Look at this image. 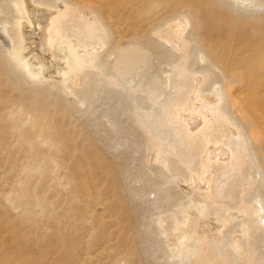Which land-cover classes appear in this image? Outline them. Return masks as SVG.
<instances>
[{"label": "rangeland", "instance_id": "obj_1", "mask_svg": "<svg viewBox=\"0 0 264 264\" xmlns=\"http://www.w3.org/2000/svg\"><path fill=\"white\" fill-rule=\"evenodd\" d=\"M183 1L184 6L174 7L173 0H145V15L139 17L155 20L157 14L162 16L155 21L146 18L145 30L137 36L140 41L116 40L113 25L98 12L88 14L89 19L83 22L77 15L73 19L77 24L91 20L92 37L83 38L84 31H70L72 25L68 24L64 34L81 46L105 41L95 49L96 61L103 62L109 55L113 66L119 63V56H127L125 63L137 66L139 74L153 55L154 67L146 72L145 103L148 107H174L188 100L187 91L196 82L202 90L210 89L212 78L203 81L198 74L205 73L209 65L215 66L207 49L215 37L210 31L221 26L219 21L227 15L234 18L233 22L227 19L235 29L219 39L223 38L224 45L230 37L237 68L251 67L264 39L263 11L242 14L208 0L206 8L213 15L200 6L205 0ZM5 8H0V22H11V13L6 16ZM238 18L242 19L236 21ZM179 21L187 23L182 40L173 32ZM164 52L171 56L164 57ZM192 52L198 55L195 62ZM16 71L0 63V264L7 258L16 264H189L190 260L195 264H229L230 243L241 234L244 216L241 212L231 218L230 210L238 209L241 199L249 207L260 205L254 192L257 186H264V149L244 117L233 113L251 140L248 162L253 170L247 180L251 185L241 191L234 177L222 187L223 167L218 163L204 175L210 191L205 196L194 194V202L188 203V191L175 182L166 183L169 171L149 160L151 137L136 124L135 108L121 103L123 98L118 100L106 90L102 96L90 98L82 92V100L75 96L76 88L64 90L59 78L48 91V84H26ZM104 114L114 115V124L107 123ZM161 124L165 129H180L174 120ZM228 131L224 125H213L189 139L184 133L176 137L183 141L180 154L184 160H193L188 167L184 162L177 164L182 187L193 172L200 174L204 155L200 138L206 135L222 140ZM189 205L187 220L185 208ZM201 216L213 218L215 223L202 224L204 229L196 231ZM258 225L259 219H249L252 236L259 235ZM249 257L242 260L244 264L246 259L250 264H264V233Z\"/></svg>", "mask_w": 264, "mask_h": 264}, {"label": "bare ground", "instance_id": "obj_2", "mask_svg": "<svg viewBox=\"0 0 264 264\" xmlns=\"http://www.w3.org/2000/svg\"><path fill=\"white\" fill-rule=\"evenodd\" d=\"M144 1L0 0V8L6 5V16H10V13L12 16L11 22H0V52L3 51L4 53L0 55V63L12 70H17L15 73H19V79L26 84H34V86L35 84H48V91L55 88V82L59 78L64 90L72 91V88H76L77 94L75 96L82 97V100H85V96L89 98L96 94L100 96L106 90L111 94H115L118 100L123 98L121 103L125 102L130 107L135 108L136 124L151 137L150 144L147 146L149 160L161 163L169 171L170 174L166 183L175 182L182 190L186 189L188 191L189 194L186 193L190 196L188 203L194 202V194L205 196L210 191L204 175L212 166L218 163L223 167L221 171L224 179L221 181V186H227L228 181L235 177L238 179L236 180L237 187L239 186L241 191H245L246 186L251 185V182H247V180L250 178L251 170H253L252 163L249 165L248 162L251 159L248 148V143L251 140L244 134V128L235 115L237 114L246 119L250 124L256 142L264 149V39L261 41L263 47L256 50L257 54L251 67H244L245 62L243 64L244 69L235 67L232 60L234 53L229 40L230 37L224 45H222L223 38L219 39L222 35H230L229 32L235 29V26L231 23L234 18L227 15L228 17H225L224 21H219L222 23L221 26H215L210 31L215 37L208 42L210 47L207 52L212 57L215 66L209 65L205 73L198 74L203 81L212 78L210 89L206 92L201 89L200 82H196L195 87L189 88L190 90L187 91L189 98L185 103L183 102L181 105L174 104V107L173 104H168L165 107L162 104L148 107V104L145 103L146 95H144L147 83L146 72L154 67L151 62L153 55H151L150 62L144 72L139 74L137 66L125 63L124 59L127 56L125 58L123 55L119 56V59H117L119 63L113 66H110L114 61L108 60L109 55L106 58L107 60L103 62L96 61L95 49L106 44L105 41L100 40L98 44L90 47L81 46L78 40H70L64 34V26L68 24L72 25L70 31H84L83 38L92 37L94 29L91 20L84 24H77L73 19L77 15L76 18L83 22L89 19L88 14L98 12L103 20L105 19L113 25V29L117 33L116 40L120 42L121 39H125L132 43L137 39V36L141 33L140 31L145 30L146 22H148L146 20L148 17H139L143 13ZM216 1L233 12L238 11L242 14H248L251 11L264 12V0ZM205 2L200 3L202 8L209 5L208 0H205ZM172 3L174 7H181L184 6L185 1L173 0ZM210 6L214 8V5L210 4ZM206 11L213 14L210 8H206ZM143 14L145 15V12ZM158 16V19H160L162 15L157 14L156 17ZM156 17H154L155 20ZM148 19L155 21L152 18ZM241 19L238 18L236 21ZM186 27L187 23L180 21L176 23L173 32L178 39H183ZM191 39L193 40V38ZM140 40L137 39V41ZM118 41L116 42L118 43ZM118 47L120 46L118 45ZM162 54L164 57L171 56L170 52ZM192 55H194L193 60L195 62L198 55L195 52H192ZM60 62H64V64L61 65ZM171 62H174V60L171 59ZM53 63H55L54 66ZM59 65H65V67L60 68ZM50 67L55 68V71L50 70ZM218 75H221L222 78L219 79ZM80 89L84 90L80 91ZM82 92H85L86 95L82 96ZM118 100L117 103L119 104ZM162 115L165 116L163 119ZM104 117L107 118V123L114 124V115L110 117L109 114H104ZM172 120L180 124V129H165L164 125L161 124V122L169 124ZM213 125H224L229 129V134H225V139L222 140H211L206 138V135L200 138L204 142V155H201L203 159L200 161V174L194 175L193 172V176L186 181L184 184L186 187L184 188L178 179L180 168L177 164L184 162L188 167L193 160L189 162L184 160L183 155L180 154L182 147L180 143L183 141L177 140L176 137L182 136L184 133L185 137L189 139L200 131L210 130ZM29 141L31 142L32 139ZM173 154H176L175 159H173ZM260 188L257 186L254 192L255 200L259 201L260 205L254 204L255 206L249 207L241 199L239 208L230 210L229 215L231 218L237 217V214L241 212L244 216L241 224V234L234 237L230 243V258L227 259L229 264H244L242 260L249 257L254 244L264 233V186L263 189ZM189 209L190 205L185 208L187 220L190 217ZM251 217L259 219L260 233L258 236H252L249 233L248 221ZM211 223H215L213 218L201 216L196 224V231L202 230V224L206 226ZM241 236H244L243 241L239 240ZM184 257L188 258L189 255ZM184 257L180 259L184 260ZM250 263V259H246L245 264ZM4 264L16 263L14 259L7 258L4 259ZM189 264L195 263L190 260Z\"/></svg>", "mask_w": 264, "mask_h": 264}]
</instances>
